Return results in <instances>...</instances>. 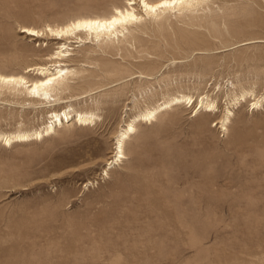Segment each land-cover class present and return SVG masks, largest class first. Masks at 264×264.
Listing matches in <instances>:
<instances>
[{"label": "rangeland", "instance_id": "1", "mask_svg": "<svg viewBox=\"0 0 264 264\" xmlns=\"http://www.w3.org/2000/svg\"><path fill=\"white\" fill-rule=\"evenodd\" d=\"M126 1L0 0V73L32 80L66 42L21 26L104 17ZM100 42L70 44L73 73L44 101L57 106L0 87V133L40 129L68 107L98 115L0 144V264H264V106L248 98L220 125L227 94L264 96V0H207ZM179 94L194 104L137 124L109 168L120 128ZM204 96L218 108L196 114Z\"/></svg>", "mask_w": 264, "mask_h": 264}, {"label": "bare ground", "instance_id": "2", "mask_svg": "<svg viewBox=\"0 0 264 264\" xmlns=\"http://www.w3.org/2000/svg\"><path fill=\"white\" fill-rule=\"evenodd\" d=\"M205 1L207 0H127L126 5L123 7H115L110 15L104 17H81L70 21L63 26L52 27L47 25L44 29L21 26V33L28 37L41 39L50 35L54 36L56 40H66V42L60 44L58 48L59 50L51 55L48 63L45 65H37L28 69V73L34 72L36 75L34 79L29 80L23 75H7L0 73V87H7L13 90L24 89L32 98H43L42 104H47L46 106L50 107L57 106L61 104V99L59 97L48 102L44 101L50 100L51 97L54 96L53 92L55 91V86L66 80L67 77L73 73V71L67 68L66 65L67 60L73 56L72 49L70 47L71 43H86L87 40L90 39L92 41L102 40V42L106 41V43H111L115 40L120 41L121 37H125V31L128 29V26H137L138 23L145 18V16L153 19L175 10H193ZM137 5L141 8L140 11L137 9ZM79 34H84L85 37H79ZM73 36L75 41L70 40ZM260 41L261 40H253L248 43L252 44ZM227 98L228 100H226L227 107L225 109V114L220 122L221 129L224 132L229 130V124L231 123L234 115V107L241 102H245L248 98H252L253 102L250 104L253 109H260L264 106V96L258 97L252 91L243 90L240 94H227ZM52 101L54 104H51ZM194 102L195 99L193 96L179 94L177 96L168 97L164 101L153 106H147L146 108L139 110L133 119L126 122L120 128L116 138L114 156L108 163L109 168L117 165L125 159V144L134 134H136L137 124H152L157 119L158 115L165 110H169L179 104L193 105ZM48 103L50 105H48ZM196 108V114L200 110L214 112L217 110L218 105L217 102L210 99L209 96H204L197 102ZM49 119L50 121L47 125L40 129L32 131L18 130L14 133H0V144H3L4 146H11L17 142L28 143L33 140H42L43 138L55 133L57 127L63 126L65 123L75 121L82 126L92 125L98 119V115L94 112L76 111L68 107V109L61 112L52 111ZM108 169L105 170L106 175H108Z\"/></svg>", "mask_w": 264, "mask_h": 264}]
</instances>
